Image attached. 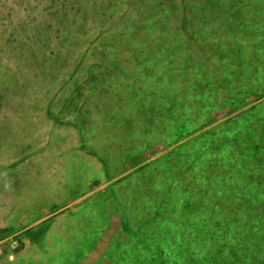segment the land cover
Instances as JSON below:
<instances>
[{
    "label": "trees",
    "instance_id": "trees-1",
    "mask_svg": "<svg viewBox=\"0 0 264 264\" xmlns=\"http://www.w3.org/2000/svg\"><path fill=\"white\" fill-rule=\"evenodd\" d=\"M61 1L46 0V39H19L13 64L37 78L22 77V85L37 83L25 96L52 93L56 114L65 109V125L85 137L98 115L106 127V116L135 119L144 105L145 131L152 120L173 132L143 148L159 142L169 149L140 167L183 151L178 175L161 191H146L156 200L146 217L152 229L137 235L144 263L264 264V79L256 81L264 70L243 65V56L236 67V57L211 43L251 35L249 24L260 18L251 0H108L91 8L93 0H65L60 8ZM0 18L9 25L1 9ZM250 96L254 104L210 126L218 106L238 112Z\"/></svg>",
    "mask_w": 264,
    "mask_h": 264
},
{
    "label": "rangeland",
    "instance_id": "rangeland-1",
    "mask_svg": "<svg viewBox=\"0 0 264 264\" xmlns=\"http://www.w3.org/2000/svg\"><path fill=\"white\" fill-rule=\"evenodd\" d=\"M107 3L93 0L86 4L91 8L98 4L107 7ZM35 5L38 11L31 12ZM251 8L253 13L257 9L260 18L249 24L250 36L211 43L220 54L236 57V67L243 56V65H251L258 74L264 70V0H251ZM0 9L10 19L9 25L0 21V47L5 49L0 53V229H5L6 244L19 243V250L7 248L13 260L5 255L0 264H145L137 235L138 230L152 229L146 217L156 200L146 191L150 186L160 191L165 188L185 161L179 158L183 151L174 149L141 168L142 163L169 149L159 142L143 148L155 139L165 142L172 126L161 130L151 120V130L145 131L143 112L147 107L138 105L136 120L131 115L106 116L104 127L98 115L99 126L91 123L86 137L78 134L75 127L65 125V109L56 114L52 93L47 100L25 96L30 92L23 90H32L37 83L20 84L23 76L33 79V73L13 64L19 56V39L26 34L32 42L46 39L43 31L50 20L46 0H0ZM31 26L40 29V35L33 34ZM200 45L205 49L202 54L209 52L206 43ZM263 79L256 81L262 84ZM254 100L248 97L247 106L233 113L218 106L210 115V126L244 111ZM126 108L131 109L130 104ZM124 138L128 144L123 143ZM22 227L28 231H21ZM180 255L189 258L185 250Z\"/></svg>",
    "mask_w": 264,
    "mask_h": 264
},
{
    "label": "crops",
    "instance_id": "crops-1",
    "mask_svg": "<svg viewBox=\"0 0 264 264\" xmlns=\"http://www.w3.org/2000/svg\"><path fill=\"white\" fill-rule=\"evenodd\" d=\"M26 228L27 227H22L20 230L21 231H28V229H26ZM4 234H5V229H0V257H5V255L6 256L8 255V259L13 260L14 256L11 252L7 251V248H9V249L11 248V250L12 249L13 250H19V246L13 247L15 245L13 240H12V242L6 244L7 240H6V238H5L6 236Z\"/></svg>",
    "mask_w": 264,
    "mask_h": 264
},
{
    "label": "flooded vegetation",
    "instance_id": "flooded-vegetation-1",
    "mask_svg": "<svg viewBox=\"0 0 264 264\" xmlns=\"http://www.w3.org/2000/svg\"><path fill=\"white\" fill-rule=\"evenodd\" d=\"M13 242H14V246L13 247H17V246H19V243H18V241H16V240H13ZM7 254V253H6ZM4 256V255H3Z\"/></svg>",
    "mask_w": 264,
    "mask_h": 264
}]
</instances>
